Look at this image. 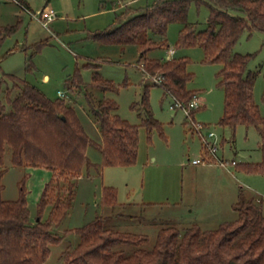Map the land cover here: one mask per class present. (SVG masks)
<instances>
[{
    "label": "rangeland",
    "instance_id": "1",
    "mask_svg": "<svg viewBox=\"0 0 264 264\" xmlns=\"http://www.w3.org/2000/svg\"><path fill=\"white\" fill-rule=\"evenodd\" d=\"M158 0H0V104L6 112L7 89L15 83L11 76L38 88L51 100L67 97L68 106L75 109L84 128L96 143L103 140L96 119L89 113L88 100L98 102L109 99L119 106L116 112L132 126H140L146 118L143 97L149 87V103L155 120L162 130L151 135L145 128L139 132V152L133 166H106L104 156L96 146L88 148L92 164L83 170L78 182L76 198L69 215L57 228L59 235L68 230L84 228L99 216L110 217L107 228L149 238L147 249L153 248L161 230H186L198 227L213 231L237 219L234 210L240 189L261 201L264 212V173H247L239 167L223 168L218 165L192 166L190 161L201 158L202 141L193 132V122L204 125L202 133L215 132L220 144L218 155L239 166L262 161L261 136L256 128L239 126L236 132L220 124L225 114V91L220 86L221 63H208L200 46L177 47L183 25L173 23L168 30L169 49L152 51L148 58L161 62L173 58H186L188 72L194 80L187 86L202 99L193 117L182 109L174 108L175 100L165 90L154 85L157 80L141 68L140 49L129 45L99 43L93 35L108 28L116 29L122 22L145 12ZM28 4L33 14L49 6L56 19L45 27L21 7ZM210 17L206 5L193 3L189 21L204 30ZM118 18L122 19L118 24ZM13 28V29H12ZM12 29L8 33L6 30ZM157 39V38H156ZM170 49L176 54L170 55ZM253 58L248 69L258 73L254 87V100L264 118V32L245 33L234 50ZM95 74L113 83L118 92L91 90ZM79 77L83 84H71ZM87 93V95H86ZM15 94V93H14ZM16 95V94H15ZM14 96V95H13ZM2 110L0 109V116ZM222 146V147H221ZM226 151V154L222 150ZM6 173L2 177L4 201L20 198V183L27 175L26 196L31 221L39 219V202L53 173L45 169L15 167L12 151L6 147ZM57 180L52 186V199L65 186ZM116 192L118 205L102 206L104 190ZM124 217H119L117 215ZM50 208L42 214L46 221ZM80 243V236L71 233L60 245L51 246L45 264H64V255L72 253ZM128 252L133 247H124Z\"/></svg>",
    "mask_w": 264,
    "mask_h": 264
},
{
    "label": "trees",
    "instance_id": "2",
    "mask_svg": "<svg viewBox=\"0 0 264 264\" xmlns=\"http://www.w3.org/2000/svg\"><path fill=\"white\" fill-rule=\"evenodd\" d=\"M193 3L199 7L206 5L210 10L204 30L199 31L189 21ZM121 21L118 18V24ZM173 23L183 25L178 48L200 46L208 63L219 62L223 66L218 75L225 91L226 106L220 124L230 127L233 132L239 126L253 127L261 136L262 161L237 164L236 167L247 173H264V118L254 100L258 73L248 69L252 54L234 52L245 33L264 32V0H158L116 29L108 28L93 35L99 43L137 46L144 72L156 80L162 79L154 85L162 87L175 101L189 105L198 94L187 89L194 80L187 69L188 59L173 58L161 62L148 58L152 51L170 48L167 36ZM11 79L14 88L7 89L6 93L11 110L6 112L5 105L0 104V169L5 165L6 147L9 146L13 166L45 169L53 173V178L39 202V219L33 223L26 196L28 176L20 183V198L4 201L1 180L6 170L0 171V264H45L51 254L50 247L60 245L71 233L80 236V243L72 253L64 255V264H264L261 201L248 196L242 188L234 208L237 214L234 222L213 231L198 227L182 231L164 229L151 249L146 248L148 237L108 229L110 217L99 216L84 228L57 234V228L72 209L83 170L92 166L87 156L88 148L98 147L106 166L130 167L137 161L140 128H145L151 135L155 129L162 130V124L152 115L149 87L143 97L147 115L140 126H132L117 115L119 106L116 102L88 100L89 113L96 119L103 136V143L97 144L65 99L51 100L28 82L14 76ZM76 82L85 86L79 77L71 84L75 86ZM85 87L105 93L119 91L99 74H95L92 83ZM195 112L196 109L190 110V116L193 117ZM57 180H64L65 188L58 192L59 197L54 201L51 192ZM117 205L116 192L106 188L102 206ZM47 208H50V215L43 221L42 214ZM125 246L134 249L128 252Z\"/></svg>",
    "mask_w": 264,
    "mask_h": 264
},
{
    "label": "built area",
    "instance_id": "3",
    "mask_svg": "<svg viewBox=\"0 0 264 264\" xmlns=\"http://www.w3.org/2000/svg\"><path fill=\"white\" fill-rule=\"evenodd\" d=\"M21 7L26 10L28 13H30L34 18H37L40 20L45 27H48V24L56 19V14L53 10H50L48 8L43 9L38 14H33L27 6H24L21 4ZM171 53L174 54L175 51L171 50ZM162 82V79H157V83ZM59 96L62 99H65L67 96L63 92H59ZM200 98L197 96L194 97V99L189 103V105H185L182 102L175 101L174 108L176 109H182L187 114L188 117L190 116V110L197 109L200 106ZM193 132L197 133L202 141V156L201 158L194 159L190 161V164L194 166L199 165H218L223 168H229V167H236L237 162L232 161L228 162L225 158H222L218 155L220 150V144L219 140L217 138V135L215 132H209L207 135H204L202 133V130L204 129V125L198 124L196 122H193Z\"/></svg>",
    "mask_w": 264,
    "mask_h": 264
},
{
    "label": "crops",
    "instance_id": "4",
    "mask_svg": "<svg viewBox=\"0 0 264 264\" xmlns=\"http://www.w3.org/2000/svg\"><path fill=\"white\" fill-rule=\"evenodd\" d=\"M25 6H27V8L30 10V6H29L28 4H25ZM45 8H48V9L52 10L49 6H46ZM45 8H44V9H45ZM30 11H31V10H30ZM28 14H29V13H28ZM171 50H174L175 53L172 54V53H171ZM169 51H170V55H172V56L176 54V50H175V49H170ZM198 97H199V95H198ZM200 100H201V102H200V105H201V104H202V99L200 98ZM102 143H103V140H102V142L97 143V144H102ZM221 147H222V146H221ZM221 150H222V149H221ZM222 151H223V153L226 154V151H225L224 149H223ZM222 158H225V155H223ZM192 166H194V165H192ZM199 166H200V165H199ZM203 166H206V165H203ZM207 166H209V165H207ZM80 179H81V178H80ZM80 179H79V180H80ZM78 182H79V181H78Z\"/></svg>",
    "mask_w": 264,
    "mask_h": 264
}]
</instances>
